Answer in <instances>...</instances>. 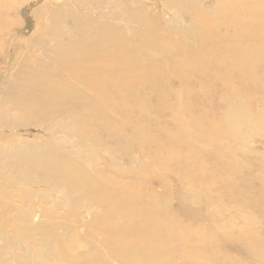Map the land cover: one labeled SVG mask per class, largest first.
I'll return each mask as SVG.
<instances>
[{
    "label": "rangeland",
    "instance_id": "1",
    "mask_svg": "<svg viewBox=\"0 0 264 264\" xmlns=\"http://www.w3.org/2000/svg\"><path fill=\"white\" fill-rule=\"evenodd\" d=\"M6 1V13L11 14L0 42V83L7 80L3 86L13 79L9 64L15 53L24 49L16 51L13 41L37 38L36 30L48 21L53 25L59 13L64 19L57 21L64 31L52 33L62 39L60 44H79L85 34H99L96 39L101 41L115 37L118 41L109 45L125 50L131 63H125L130 69L123 74L121 61L99 59L100 71L110 73L105 93L113 96L116 110L108 103L100 105L106 111L100 130L83 117L81 122L90 125L82 126L83 142L76 135L81 122L67 119L71 126L65 131L58 126L65 119L57 121V126L44 125L41 119L30 122L19 117L10 104H0V264H124L113 251L130 252L121 242L126 235L110 229L100 232L99 226H112L113 219L105 215L107 207L138 213L144 196H152L157 207L165 208L170 222L203 237L198 243L189 239L181 245L185 249L168 245L163 251L173 256L174 264H193L186 255L198 249H214L238 264H264V62L255 65V76V67H233L238 48L261 45L264 18L246 21L255 12V0H223L224 8H216L218 0ZM190 13L226 15L218 21L211 19L214 30L198 47L201 29ZM71 16L81 20L84 31H77ZM221 23L238 28L228 29ZM150 33L171 39L179 48L173 50L174 56L162 57L153 42H140V35L148 38ZM239 36L243 42L235 46ZM223 39L231 45L227 47ZM51 43L50 48L56 45ZM200 55L199 72L190 74L181 89L175 75L177 57L190 62ZM36 61L49 68L47 73L55 75L58 86L80 89L92 103L97 97L98 92L89 87L85 90L75 81H63L44 54L39 53ZM142 69L157 70L149 86ZM124 85L137 89L133 101ZM113 86L121 88L120 97L114 96ZM234 100L245 105L249 125L238 113L228 111L227 103ZM182 101L191 112L186 117L179 112ZM88 108L84 105L82 110ZM229 114L234 123H229ZM190 117L197 120L200 133L192 128ZM182 152L190 169L184 166ZM51 158L71 167L69 183L64 175L35 166ZM83 175L92 185L74 188L72 182ZM243 195L251 201L243 200ZM209 198L215 201L202 212ZM152 214L155 222H163L162 213ZM118 225L123 226L122 221L113 222ZM213 234L217 240L211 246L208 238ZM226 234L228 240L223 237ZM243 239H252L257 257L249 255ZM140 254L130 261L144 263V254Z\"/></svg>",
    "mask_w": 264,
    "mask_h": 264
},
{
    "label": "bare ground",
    "instance_id": "2",
    "mask_svg": "<svg viewBox=\"0 0 264 264\" xmlns=\"http://www.w3.org/2000/svg\"><path fill=\"white\" fill-rule=\"evenodd\" d=\"M6 2V0H0V42L2 41V38H4L3 35L6 34L8 30L9 24L7 18L8 15L11 14L6 13V11H8ZM252 4L255 7V12L250 13L246 21L250 19L251 21L259 22L261 21V18H264V12H258L260 9L264 10V0H255ZM225 6L226 5L223 3V0H218L216 8H224ZM59 14L60 15L55 17V22L53 23V25H51L50 21H48L49 23L44 26L43 29L39 27V29L36 30L35 35H38L37 38L36 36H34L35 39L33 38L32 40H30V42L20 43L16 42L15 40L13 41L16 51H18L19 48L22 47H24V49H22L21 52L15 53L14 58L12 57L13 61L11 62V64H9L10 70H13V79L11 80V83L9 85H7L6 83L5 86H3V84L4 82H7V80H3V82L0 83V90L2 93L0 104L2 106L10 104L12 110L16 111L19 117L25 119L28 118L30 122H36L37 119H41L43 120L41 123H43L44 125L52 124L53 126H57V121L59 122L62 119H65L63 120L64 124H60L58 126L61 129L67 131V129L71 126V124L67 123V119H72L73 122H81L82 118L84 117L85 119L91 120L92 127L100 130L104 126L101 120L106 113V111L102 107L104 105L108 106V103L113 109L116 110V106L115 102L113 101V96H108L105 93V81L107 80L110 73L106 71H100L99 59L101 57H105L110 62L116 60L121 61L120 63L123 64V67L122 70L119 71L123 74H127V70L130 69V67L127 66L128 64L126 65L125 63H131V61L126 60V55L124 54L125 50L120 49V47H111L109 45L110 42L116 43L118 41L115 37L111 41H101L100 39H96L100 36L99 34L95 36H89L90 34H85L82 35V40L79 44H60L62 39L59 37L58 39H56V35L53 34L57 32L61 33L62 31H64V29L60 27L61 25L57 21L58 18L64 19L63 13ZM190 14V16L193 17V20L197 23L195 25H197L198 28L201 29V33L197 37L199 44L198 47H201L205 43L207 36L211 34L212 30H214L211 19L218 21L221 15V17L224 18L226 15V13ZM3 20H6V22H4ZM70 20L77 28V31H84V25L80 23L81 20L74 16H71ZM221 24L225 27L227 26L228 29H231V27H233L232 29L238 28V26L234 27L232 25H228L227 23ZM239 24H242V22H240ZM243 25H241L240 27H242ZM56 27H60L62 30L57 29ZM140 37V42H153L155 44V51L159 55H162V57L174 56L173 50L179 49L175 46V44L170 42L172 41L171 39L166 41L169 38H159V36H157L156 34L151 33L149 34L148 38H143L141 35ZM120 41L122 40L120 39ZM51 42L56 44L55 46H52V48H50ZM241 42H243V38L239 36L238 40L235 39V46H237V44ZM260 42L261 45L249 50L238 48L236 55L233 57V67L237 70L243 67H248L249 69H253L255 67V69L252 70V74L254 76L255 74L257 75V72L255 71V65H257L259 62H264V29L261 33ZM222 43H224L227 47L231 45V43L227 39H223ZM120 45H122V43ZM180 49L183 48L180 47ZM39 53L44 54L46 58H48V60L51 62L50 67H52L54 71H56L65 79L63 81L67 82V80H72L77 82L85 90H89L90 88L91 90L98 92L97 97L95 99H92L94 104L88 98L81 95L82 90L77 89L73 86H58L57 82L59 80L55 77V75H49L47 73L49 68L46 67L43 62L36 61L37 55ZM202 55L193 58V60L190 62H183L181 58L177 57V60H179V69L176 70L175 75L179 79L181 89L185 87H183L184 80L190 74L199 72L200 62L203 60ZM147 60H149V58H147ZM96 69L98 70L97 72ZM183 69H185V71H182ZM142 70L147 73L145 74L147 76L145 79H147L148 81L145 82V85L149 86L152 83L153 76L156 75H153V73L157 70ZM124 86H128L126 87L129 90L128 98L133 101L136 96L137 89L131 88L129 87V85ZM111 89L116 91V93H114V96L120 97L119 91H122L120 87L113 86L111 87ZM184 103L185 102L182 101V103L180 104L179 112H181V115L186 117L185 115H187L188 112H191L189 111V107L184 105ZM84 105L89 108L82 110ZM227 108L228 111H234L238 113L242 121L248 123L249 125V113L244 104H240L236 100L229 101L227 103ZM228 118L229 120L231 119L229 123H234L235 118H232L230 114ZM188 120L190 121L192 128L200 133L201 128L199 127L197 120L192 117H190ZM187 124L188 121L185 118L184 125ZM82 126H85L86 128L90 125L81 122L80 127L77 128L78 134H76L77 137H80V140L81 138H85L84 135H81L84 131ZM176 140L180 141L179 139ZM81 142L83 141L81 140ZM179 144L181 145V147H183L184 145L187 147L185 143ZM180 156L182 157L184 166L190 169L188 165V159L185 154L182 152ZM22 158L24 160H28L27 156H23ZM49 160L50 161H45L44 163L37 164L36 161H31V164H36L35 166L40 167L42 170L48 171L52 174L55 173L60 174L61 176L64 175L66 181L69 183V181H71V178L73 177L71 167L67 166L64 160L60 161L59 159L55 158H51ZM79 179L80 180H74L72 182V186H74V188L82 190L85 186H87V183L92 185L90 179L87 176H85L84 178L81 177ZM95 183L96 182H94V186L92 187L94 191L97 184ZM232 196L237 197L238 195L233 194ZM243 196V200L247 199V201H251L248 196ZM213 201H215V199L209 198L205 200V203L202 206L204 207L202 209V212H205L206 205ZM124 204H126L125 199ZM142 204L143 210L141 209V211L138 213L133 212L132 209L126 210L127 208L119 210V208L114 209L111 208V206L107 207L105 215L106 217L113 219V221L111 222L112 226L107 224H101L99 226L100 232L110 229L113 233L126 235L125 237H122L125 238V240H122L121 242L129 248L130 252L121 253L122 251L120 249L119 250L121 252L113 251V255L117 257V259L122 260L124 264H174L173 256H167V254L169 253L165 252L168 245L171 246V244H173L174 250H178V248L185 249V247H181V245L186 244L189 239L190 241H196L197 243L199 242V240H201L202 236L200 232L189 231L190 229L186 231L178 227L173 222H170L167 217L169 213H164L165 208L163 209V207H157V205L159 204L155 199L153 201L152 196H144ZM133 209L138 208L133 207ZM158 211L164 215L163 217H161L163 222H155V218H153L154 215L152 213ZM120 221H122L123 226H113V222L118 223ZM128 225H130V227H128ZM151 235L155 236L152 237ZM227 235L228 234L223 235V237L228 240L230 236L226 237ZM208 240L210 245L214 246L217 237H215V235L213 234L212 237L208 238ZM251 240L252 239H250V241H247L243 239L242 241H244L249 255L251 257H257L258 252L256 251L255 246L252 245ZM148 244H150L151 247H154L155 252H151L147 249ZM164 249L165 251H163ZM66 251L68 250L66 249ZM194 251L195 252H190L186 255V257L190 258L193 264H238L233 262V259H231L227 255L221 254V252H216L214 249H210L207 251H201L198 249ZM140 253L144 254V263H137V261L132 260L130 261V259H132L133 257L141 255ZM172 255L182 257L180 256L182 254L178 255L173 253Z\"/></svg>",
    "mask_w": 264,
    "mask_h": 264
}]
</instances>
